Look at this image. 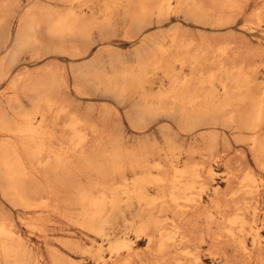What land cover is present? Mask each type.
Masks as SVG:
<instances>
[{"label":"bare ground","instance_id":"bare-ground-1","mask_svg":"<svg viewBox=\"0 0 264 264\" xmlns=\"http://www.w3.org/2000/svg\"><path fill=\"white\" fill-rule=\"evenodd\" d=\"M59 1L67 5L65 9L51 11L45 8L37 12L32 6V8L28 7L30 9L22 18L18 33L13 40L11 33L6 38L7 41L12 40V46L7 44L4 50L0 51V79L11 78L13 67L19 64L21 53L31 50L34 46H48L43 34L51 38L52 48L59 53L73 58L85 57L90 53L89 39L92 30L107 26L110 16L100 22L92 16L79 12L74 7L77 0ZM128 1L133 5V8L128 9L127 14L131 18V29H134L135 33L146 24L150 13L163 16L171 9L172 4V0ZM175 1L176 12L192 18L214 16L207 6L208 1L216 4L220 11L229 10L227 13L237 7V0ZM243 1L247 3L248 0ZM152 2L154 3L151 4ZM15 4V0H0V26L9 17ZM261 5L257 8L254 18L263 22L264 3ZM228 15L227 17H230L233 12ZM217 18L221 21L224 17L219 13ZM234 21L235 19H231L228 22ZM135 33L131 37H135ZM243 34L245 35V32ZM170 37L172 42L170 48L158 44L155 40L156 44L151 51L146 52L144 49L134 51L136 54L131 60L121 54L100 51L88 59L90 61L74 74L76 84L71 85L72 90L81 96H88L93 93L90 90L102 87L108 94L122 98L129 94L128 97L136 98L126 110L124 117L138 133L148 130L153 123L163 117L173 118L176 115H179L181 121L190 130L199 126L217 129L220 126H232L246 130L250 136L246 139L242 136L239 138L247 141L253 159L264 169V94L256 95L252 91L253 78L249 73L252 63L250 62V66L241 58V52L237 49L233 51L229 45L213 47L207 44L206 40L194 41L192 36L191 40L185 37L178 39L175 34ZM146 43L147 40L143 45ZM41 56L40 52L35 51L30 57L39 59ZM239 58H241L240 63ZM208 66L217 67L218 72L203 73L201 70ZM177 68H191L197 73L181 78L176 72ZM57 71L54 66L53 68L48 66L43 72L33 73L27 70L16 73L11 88L15 91L14 101L19 107L17 116L13 121L11 119L9 121L0 113L1 193L5 197H11L16 205L21 206L25 210L23 214L24 212L32 214L29 227L45 234V224L48 221L55 216L63 217L77 225L84 233L86 231L108 240L111 256L115 257L113 264H130L134 257L131 251L132 243L122 237L112 239L109 231L114 228L113 219L116 216L123 217L126 210L138 206L139 214H146V219H141L137 225V238L145 236L153 247L155 245V251L160 258L165 256L170 247H178L192 241H196L194 244L200 242L204 234L200 233L199 221L205 219L208 228L206 232L211 236L210 244L215 245L214 250L216 246L220 247L221 243L229 245L236 241L242 258L239 264H252V260H256V264H264V248L257 246V242V254L254 255L253 249H248L239 236L245 226L252 222L246 212L249 209L248 197H258L260 184L252 171L247 170L248 172L239 182L235 180L237 175L229 173V190L225 196L230 198L223 197L224 201H222L223 199L219 197L212 201V207L221 214V219L218 221L212 212L214 209L203 206L198 197L194 196L195 184L200 177L197 170L175 164L174 154L177 147L171 137H165L163 145L156 137H147L133 146H127L126 137L121 130L122 122L120 120L115 122L112 119L109 107L94 117L92 111L79 113L71 100L61 97L62 87L65 84L69 86V81L59 76ZM161 73L163 80L159 86H156L158 75ZM222 75H225L226 79H222ZM216 81H219L221 89L216 85ZM25 96H34L33 109L22 108V97ZM24 104L27 106L26 103ZM64 118L66 121L61 125L60 120ZM200 131L203 129L200 128ZM219 136L221 137L219 133H208L204 136L208 151L212 152L216 148ZM224 144L226 146V143ZM191 160H188V163ZM208 165L210 164H206ZM233 170L235 171L234 167ZM226 174L228 175V172ZM251 206L254 207L252 204ZM226 209L232 212H226ZM169 211L173 212V218L167 223L160 214L163 216ZM14 220L0 215V264H89L83 260L77 261L71 255L62 252V249L53 247L49 249L48 257L35 255L37 252L34 254L25 242ZM214 224L224 230L222 237L212 233ZM63 244L69 251L81 250L80 245L72 240L64 241ZM150 250L152 251V248ZM100 258L97 260L101 262ZM195 258L197 259L198 256ZM156 259L153 258V262L154 260L156 263L161 262ZM170 261L172 263V260Z\"/></svg>","mask_w":264,"mask_h":264},{"label":"rangeland","instance_id":"rangeland-1","mask_svg":"<svg viewBox=\"0 0 264 264\" xmlns=\"http://www.w3.org/2000/svg\"><path fill=\"white\" fill-rule=\"evenodd\" d=\"M15 1H16V4L13 7L12 11L10 12L9 17H7L5 22L3 24H1V26H0V51L4 50V48L7 44H10V46H12V40L15 37V35L18 33V31L21 27V24H22V18L25 16L28 9L33 7L37 12L39 10H42L45 8H47L51 11H59V10L65 9L67 6L65 3H63L59 0H15ZM239 2H241V3H239ZM153 3L154 2H152L151 4H153ZM263 3H264V0H262V1L261 0H248L247 3H246V1H243V0L242 1L237 0V7L234 9V10H236L235 12H237V13H235L233 10V11H230L231 14L233 12V15H231V14H229L230 12L227 13V11H229V10H225L224 12L220 11L219 8L217 9L216 4L208 1L207 6L209 9H211L214 16L207 17V18H192V17H185L183 14L177 13L176 12V1L172 0L171 9H169V11L165 15L158 16L157 13H150L149 16L147 17L146 24L139 31H137L135 33V30L131 29V18L127 14L128 9H131V7L133 8V5H130L128 0H92V1H89V0H79L78 1L77 0L74 4V7L79 12H82L88 16L94 17L97 21L103 22L107 16H110V18H109L110 21H109V24L107 26H105L103 28H94L92 30L91 35H90V39H89V41L91 43L90 53H88L85 57L82 56L79 58H73V57H70L68 55L59 53L57 50H54L52 48V45H53L52 42L53 41L51 40V38L47 34H43V37H44L43 39L46 41L48 46H45V47L34 46L31 48V50L26 51V52L24 51L23 53H21V55L19 56V64L20 65L17 63L13 67V74L10 76L11 78L8 77L6 79H0V88H1L0 89L1 90L0 91V106H1L0 107V113L3 115V117L7 118L9 121H11V120L13 121L17 116V112L19 110V107H18L17 103H15V101H14L15 91L11 88V82L14 79L16 73H19L21 71H27V70H30L33 73H38V72H43V70L47 69L48 66H49V68L50 67L53 68V66H54L55 69H58L59 72L58 71L57 72L59 73V76L61 75V77H63L64 79H66L67 81L70 82V83L68 82L69 86H66V84L63 85L64 88L62 87L61 97H64V98L71 100L75 104V108L79 113L82 114V113L87 112V111H92L94 117H97L101 111H103L104 109L109 107V109L112 113V119L115 122H120V121L122 122L121 130H122V133L126 137V140H127L126 145L127 146H133L137 142H139L140 140H144L147 137H150V138L156 137L157 141L161 145H163L164 141H165V137H171L174 140L175 145L177 147V150L174 154L175 164H177L179 167L188 166L190 168H194L197 170V172L200 174V177L197 178V182L195 184V189H194L195 195L194 196L198 197L199 201L201 202V204L203 206L212 208L211 210L214 209L212 212L218 221L221 219V214L219 213V211L217 209L212 207L213 206L212 201L219 198V197L222 199H223V197H224V199L227 197L230 198V196H225V193H227L229 190V179H228L229 173L231 172V173H234V175H237V178H235V180L237 182H239L240 179L243 178V176L246 174V172L252 171L254 176L256 175L255 177H257V180H258V183L260 184V187H259V191H258V197L257 196L256 197L255 196L254 197H252V196L248 197L247 201L249 203L247 204V206H249V209L246 210V212H247L248 218L250 217L252 222H251V224H248L245 226V229L240 232L239 236H241L240 238L244 241V244L247 246V248L250 250L253 249L252 251H254V255H256L257 254L256 253V251H257L256 250V243L257 242H258L257 246H260L262 249L264 248V219H263L264 218V188H263L264 187V169L261 168L260 166H258L255 159H253L254 157L252 156V153L250 151V148L248 146L247 141L239 138V136H242L244 139L248 138L250 136V134H248L249 133L248 131L239 130V129L232 127V126H226V127L220 126L221 128L220 127L218 128L219 131L217 128H209L207 126H199L195 129L190 130L181 121L179 115H176L173 118L163 117L160 120H158L156 123H153L151 128H149L148 130L138 133V132L134 131V129L131 127L130 123L124 117L126 110H128L130 108L131 104L136 101V98L128 97L129 94H127L123 98L118 97L114 94H108V93H105V91L103 90L102 87H99V89H97V90H94V89L90 90L93 92L91 94L92 96L91 95L81 96V95L77 94L76 91H75L76 94L74 93V91L72 90L73 89L72 86H74L76 84V81L74 79V74L77 73L81 68H83L90 61L88 59H91L93 56L98 54L100 51H104V53L110 52V53L121 54V55L128 57V59L131 60L134 57V55L136 54L135 52H138L139 50L144 49L146 52L151 51L154 48L156 41L158 44H162L165 47L170 48L171 43H172L170 36L172 34H175L178 39L185 37V39L191 40V38L193 37L192 39L194 41H197V42H200V41L204 42L206 40V43L212 45L213 47H217L219 45H229L233 48L232 49L233 51L238 50L239 52H241V58L246 60V62L249 65L252 63V66L250 65L251 68H250V72H249L253 78L252 91L256 95H262V94H264V42H263L264 41V37H263L264 36V24H263L264 21L263 22L258 21L256 18H254L255 17L254 14H255L257 8L262 6L261 4H263ZM29 6H30V8H28ZM240 6H241V8H240ZM249 6H251V7H249ZM215 9H216V11H215ZM238 11L241 13L239 14ZM219 13H221L224 17L221 21L217 18ZM225 15H226V17H225ZM227 15L228 16L231 15V16L227 17ZM248 17L251 19H249ZM246 18H248L247 19L248 22L246 21ZM231 19H235V21L233 23H229L228 21ZM157 21H159V22H157ZM240 23H242V24H240ZM246 23H248V24H246ZM128 25H130V26H128ZM221 27H223V29ZM126 28H128V29H126ZM226 28H228V29H226ZM204 29H206V30H204ZM232 29H234V30H232ZM185 30H187V31H185ZM143 32H144V34H143ZM244 32H245V35L243 34ZM254 32H256V33H254ZM10 33H11V36L13 35L11 38L12 40L7 41L6 38ZM94 33H95V35H94ZM134 33L136 34V36L131 37V35H133ZM187 34H188V36H187ZM92 35H93V37H92ZM242 35H243L244 39H243V37H241ZM119 36H121V37L119 38ZM210 37H211V40H210ZM144 39L147 40V43L143 45V42L145 41ZM237 40H238V42H237ZM240 40L243 42H241ZM213 41H215L214 44L216 46L213 44ZM219 41H220V43H219ZM248 41H249V43H248ZM110 42H112V43H110ZM217 43H219V44H217ZM35 51H38L42 54V56L39 59H35V58L30 57L31 53H34ZM241 58H239V60H238L239 63L241 61ZM75 59H77V60H75ZM6 60H7V58H6ZM25 64H27V65H25ZM214 67L215 66H208V67L203 68L201 71L203 73H208L210 71L218 72L217 67H215V69H213ZM74 69H76V70H74ZM15 71H17V72H15ZM62 72H64L65 75H64V73L62 74ZM176 72L178 73V75L181 78L189 77V76H192L194 73H197L196 70L191 69V68H185V69L177 68ZM221 78L226 79L225 75H222ZM162 80H163V78H162V73H161L158 75L156 86H159V84L161 83ZM216 85L218 86L219 89H221V85H220L219 81H216ZM220 93H221V91H220ZM76 95H78V97ZM12 96H14V97H12ZM67 96H69V97H67ZM89 96H91L92 98ZM22 99H23V101H22V108L23 109H25V110L33 109L34 103H35L34 96H32V97L31 96H29V97L25 96V97H22ZM12 100L14 103L11 102ZM24 103H26L27 106ZM82 104H83V106H82ZM11 105H13L14 109H13V107L11 108ZM81 106H82V108H80ZM2 107H4V108L2 109ZM119 110L121 112H119ZM120 113H122V114H120ZM11 114H12V116H11ZM65 121H66V118L61 119L60 124L63 125ZM203 127H205V128H203ZM200 128L203 129V131H200ZM207 129H208V131H207ZM216 129H217V131H216ZM197 131H199L200 135ZM208 133H219L221 135V137L219 136L218 143L216 146V148H218V150L215 148L212 151L214 153L208 151L207 144L204 140V136H206ZM240 133H241V135H238ZM243 133H244V135H242ZM263 135H264V132H263ZM225 141H227V142H225ZM220 142H221V144H220ZM230 142H231L232 147L234 149L231 147ZM224 143H226V146H224L225 145ZM244 145H245V147H244ZM227 146H229V147H227ZM229 149H231L230 152H229ZM219 151H221V152H219ZM223 152H224V154H223ZM218 154H220V155H218ZM230 154H233V155L230 156ZM189 155L190 156L192 155V156L190 157ZM187 158H188V160H191V159L192 160L189 161V163H188ZM198 158L199 159L201 158V159L198 160ZM208 158H209V160H208ZM202 160H203V162H202ZM205 160L207 161V163ZM196 161H198L199 163ZM204 161H205V163H204ZM220 161H221V163H220ZM242 161H243V163H242ZM191 162H193V164ZM226 162H227V164H226ZM238 162L240 163V165ZM208 163L210 165L206 166V164H208ZM200 164H201V166H200ZM230 164L232 165V168H231ZM226 167H228V168H226ZM233 167H234L235 171L233 170ZM203 169H205L206 171ZM211 170L213 172H210ZM226 170L228 172V175L226 174L227 173ZM216 174H218V175H216ZM260 198H261V200H260ZM224 199L222 201H224ZM255 200H257V201H255ZM231 204L233 205V203H231ZM251 204L254 207H252ZM257 206H258L259 210H258ZM15 209H16V211H14ZM23 211H25V210L21 206L16 205L14 200L11 197H5L4 195H2L1 186H0V212H2L0 215H2L4 217L11 218L13 220L15 218L14 221L17 224V227L19 228L22 236H24L23 238H24L25 242L28 243L30 248L33 250L34 254L37 252V254H35V255H43L45 257H48L47 254H49V249H51L53 247V248H57L59 250L62 249L61 250L62 252L66 253L68 255H71L77 261L83 260L89 264H103V263L113 264L115 257L111 256L108 240H103L102 238H100V237H98L92 233H89V232H88L89 233L88 234L86 231H85V233H86L85 234L84 231L81 230L77 225L73 224L70 221H67V219H65L63 217L58 218V216L53 217L51 219V221H48L45 224V228H46L45 234L42 232L40 233V232H38L39 230L32 229L31 226L30 227L28 226L30 221L32 220L30 218L32 214L27 213V212H24L25 214H23ZM243 211H245V210H243ZM16 212H18V213H16ZM226 212H232V211H229V209H226ZM13 213H14V215H13ZM261 213H262V215H261ZM28 216H29V218H28ZM116 217H115L116 219L115 218L113 219L114 228H112L109 232L111 233L112 239L114 237H122V238H126L128 241H130L132 243V250L131 251L134 254L133 259L134 260L136 259L138 261L136 262V260L134 261L132 259L133 261L131 260L130 264H154V263L155 264H160V263L161 264H163V263L164 264H184V263H186V264H197V263H200V264H234L235 261H236L235 264H237L239 262V260L242 259L241 255H240V251H239L240 249L238 248V243L236 241L233 242L234 245H233V243H230L231 245L221 243L220 247L218 245V246H216L215 250L213 249V247H215V245L213 246V244H210V243H212V241H210L211 236L207 235V232H206V231H208V228H207V224H206L205 219H201L199 221L200 233L204 234V238L200 241L201 243L199 241H197L198 242L197 243L198 245H197V244H194V243H196V241L195 242L192 241V243L187 242L184 245L182 244L183 246L180 245L178 247H170L169 248L170 250L168 249L166 251L165 256L160 258V255L158 256V253L155 251V248H154L155 245L153 247V244H150L148 242V240L145 238V236H141V238H137V235H136L137 225L139 224L141 219H146V214H139V207L138 206H133L131 209L126 210L125 215L123 217L122 216H119V217L116 216ZM160 217L162 219L165 218L166 219L165 222L167 221V223L171 222L172 218H173V212L169 211V212H167L166 215H163V216L160 214ZM63 220H64V222H63ZM202 221H204V222H202ZM258 221H259V223H258ZM260 221H262L263 223ZM256 223H258V224L256 225ZM246 228H247V230H246ZM211 231L215 236H221V237H222V233H224V230L220 229L217 224L212 225ZM213 231H215V233ZM30 234H32V235H30ZM41 234H43V235H41ZM51 235H52V237H51ZM94 237H96V238H94ZM206 239H209V240H206ZM70 240L78 243L80 245L81 250L75 249V251H69L64 246L63 242L64 241H70ZM209 245L212 246V249H210L211 246H209ZM151 248H152V251L150 250ZM218 248H219V250H218ZM210 250H212V252ZM146 251H148V252H146ZM153 251H155V252H153ZM263 251H264V249H263ZM97 252H99V254ZM145 252H146V254H145ZM223 252H224V254H223ZM237 253L239 255H237ZM241 253H242V251H241ZM126 254H127V252L125 253V255ZM149 255H151L152 259ZM170 255L171 256L173 255V256L171 257ZM155 256L157 257V259ZM182 256H184V257H182ZM196 256H198L197 259L195 258ZM228 256L231 259H229ZM235 256H236V258H235ZM169 257H171V259ZM79 258H81V260ZM99 258L101 259V262H100V260L99 261L97 260ZM153 258L156 260L159 259V260H161V262L157 261V263H156L155 260L153 262ZM175 258H178V259L174 260ZM166 259H168L167 263H166ZM237 259H238V261H237ZM170 260H172V263H170L171 262ZM228 260L230 261V263ZM145 262H147V263H145ZM149 262H151V263H149ZM240 262H241V260H240ZM252 264H256V260L255 261L252 260Z\"/></svg>","mask_w":264,"mask_h":264}]
</instances>
